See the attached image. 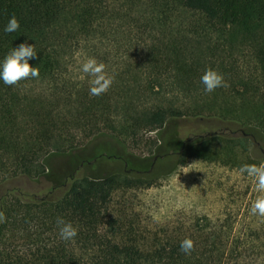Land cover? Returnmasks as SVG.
<instances>
[{
	"label": "trees",
	"instance_id": "obj_1",
	"mask_svg": "<svg viewBox=\"0 0 264 264\" xmlns=\"http://www.w3.org/2000/svg\"><path fill=\"white\" fill-rule=\"evenodd\" d=\"M13 16L20 27L5 34ZM24 42L35 46L39 78L0 82V187L45 174L56 184L0 194V264H225L215 239L190 238L185 256L188 237L143 242L109 211L118 190L154 184L138 160L164 141L146 135L180 120L193 131L178 165L264 163V0H0V59ZM87 58L113 78L100 96L80 71ZM206 69L226 86L204 93ZM53 156L68 160L58 179ZM105 159L125 166L78 174ZM58 217L76 227L72 241L59 238Z\"/></svg>",
	"mask_w": 264,
	"mask_h": 264
},
{
	"label": "rangeland",
	"instance_id": "obj_2",
	"mask_svg": "<svg viewBox=\"0 0 264 264\" xmlns=\"http://www.w3.org/2000/svg\"><path fill=\"white\" fill-rule=\"evenodd\" d=\"M191 131L193 128L180 120L146 135L164 141L162 149L157 148L152 155L145 151L138 160L141 170L152 171L157 178L150 187L115 192L110 215L124 220L127 226L133 224L143 242L179 234L202 243L215 239L226 247L225 264H264V217L250 214L252 203L264 194L257 192L254 180L236 167L196 158L178 165L174 155ZM112 161L93 160L78 174L101 176L125 166L122 160ZM67 162L65 156L51 157L55 179L67 173ZM66 179L64 176L61 180ZM55 184L49 174L37 179L20 176L4 182L0 194L13 187L41 194Z\"/></svg>",
	"mask_w": 264,
	"mask_h": 264
},
{
	"label": "clouds",
	"instance_id": "obj_3",
	"mask_svg": "<svg viewBox=\"0 0 264 264\" xmlns=\"http://www.w3.org/2000/svg\"><path fill=\"white\" fill-rule=\"evenodd\" d=\"M20 25L15 16L11 17L5 25V34L14 33ZM37 58L34 45L27 42L12 47L6 55L0 59V82L6 86H15L21 81L39 78V69L30 65V60ZM80 71L87 74L89 80V95L100 96L107 92L113 83V78L105 73V65L99 63L95 58H87L81 65ZM200 83L204 93H212L217 88L226 86L222 74L213 69H206L200 76ZM240 173L252 178L255 182L256 191L264 194V163L242 164ZM250 214L264 217V195L259 196L251 205ZM3 214L0 213V222ZM59 238L62 241H72L77 236V229L71 222L58 217L56 220ZM179 250L185 256L191 255L194 250V242L185 238L180 242Z\"/></svg>",
	"mask_w": 264,
	"mask_h": 264
}]
</instances>
